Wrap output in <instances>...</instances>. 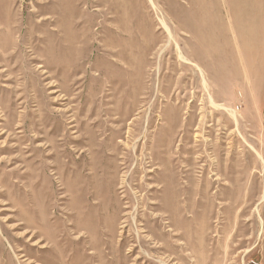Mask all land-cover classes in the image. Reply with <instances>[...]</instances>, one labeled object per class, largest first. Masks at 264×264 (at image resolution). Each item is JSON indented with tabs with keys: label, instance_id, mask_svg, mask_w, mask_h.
<instances>
[{
	"label": "rangeland",
	"instance_id": "1",
	"mask_svg": "<svg viewBox=\"0 0 264 264\" xmlns=\"http://www.w3.org/2000/svg\"><path fill=\"white\" fill-rule=\"evenodd\" d=\"M159 206L171 263L140 245ZM124 239L127 264H264V0H0V264Z\"/></svg>",
	"mask_w": 264,
	"mask_h": 264
},
{
	"label": "bare ground",
	"instance_id": "2",
	"mask_svg": "<svg viewBox=\"0 0 264 264\" xmlns=\"http://www.w3.org/2000/svg\"><path fill=\"white\" fill-rule=\"evenodd\" d=\"M162 24L163 26L167 29V31H169V28L168 26L165 24L164 21H162ZM179 58L182 62L186 63V64H190L192 65L201 75V79H202V83H203V87L204 89L208 92L209 94V99H210V103L211 105L215 108V109H218V110H226L227 112H229L231 114V116L233 117V119L235 120L236 123H238V116H237V112L235 110H232V109H228L225 105H222V104H218L214 97L212 96V94L209 92V83L207 81V78L205 77L204 73H203V69L198 65V61H196V63L194 62H191L181 51H179ZM198 60V59H197ZM178 112V111H177ZM181 112V110H180ZM175 116V115H174ZM178 128V123L176 122L173 125H171V131L172 132H175ZM100 131V130H99ZM101 133V132H100ZM185 152V151H184ZM257 156L262 159L261 155L259 153H257ZM84 163V162H83ZM183 178V177H182ZM186 182V181H185ZM173 185V184H172ZM195 191V190H194ZM183 194V193H182ZM185 195V194H184ZM183 195V196H184ZM177 196V195H176ZM180 204V203H179ZM182 204V202H181ZM184 204V203H183ZM177 205V204H176ZM177 208V207H176ZM156 210L157 211H161L160 213H163L162 216H161V219L158 221L159 223H163L164 221L166 220H169V221H166V223L164 224L167 228V230L164 232V230L162 231L160 229V233L158 235H149L148 238H149V241L146 240V239H143L142 240V237L140 242H141V246H143V244H154L155 245V248L154 250L160 254L161 256H166V259H168V262L171 263V259L172 258V254H179V250H181V252H185L187 250H189V246L185 243L183 244V241H185V236L182 232L184 231H179L177 227V225L175 224L177 222V219H175L172 215H167L169 213L168 211V208L167 207H156ZM177 212V211H175ZM174 214V213H173ZM183 215V214H181ZM180 215V217H182ZM178 217V216H177ZM159 219V218H158ZM149 220V219H148ZM147 222H145L144 226H143V230L144 229H149L150 228V231H148L149 233L151 232L153 234V229L152 227H150V224L149 222L151 223V219ZM180 220V219H179ZM185 221V220H184ZM116 222H118V220L116 219L114 221V224L113 226H111L109 228V231H108V234L110 236V238H115L116 236ZM179 224H180V221H179ZM161 226V225H160ZM181 226V224H180ZM74 228L76 229V233L79 234V232L81 231V228L80 226H74ZM161 228V227H160ZM74 230V229H73ZM75 231V230H74ZM155 232V231H154ZM185 233V232H184ZM35 237V236H34ZM133 240V239H132ZM187 241V239H186ZM129 243V240L128 239H124L122 240V243L120 244V247L118 248V251H117V256L116 257H119L120 258V261H119V264H127L126 260L128 257L124 256L123 255V248ZM172 247V248H171ZM168 254V255H167ZM181 254V253H180ZM184 256V255H183ZM180 257V255H179ZM183 258V257H182ZM181 258V259H182ZM137 260V259H136ZM163 262L165 261L164 258H162ZM165 263V262H164Z\"/></svg>",
	"mask_w": 264,
	"mask_h": 264
}]
</instances>
